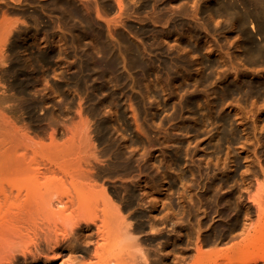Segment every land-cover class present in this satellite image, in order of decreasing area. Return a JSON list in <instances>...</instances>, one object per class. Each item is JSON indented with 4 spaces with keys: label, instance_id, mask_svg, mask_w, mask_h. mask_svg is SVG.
<instances>
[{
    "label": "rangeland",
    "instance_id": "374dc122",
    "mask_svg": "<svg viewBox=\"0 0 264 264\" xmlns=\"http://www.w3.org/2000/svg\"><path fill=\"white\" fill-rule=\"evenodd\" d=\"M12 124L43 143L74 135L77 155L58 160L74 164L70 174L79 162L85 182L108 195L110 263L130 249L137 264L164 250L187 264L206 233L230 246L258 221L254 199L264 207V0H0V135ZM19 152L25 171H8L0 155V203H19L18 183L56 209L55 187L41 183L57 177L68 188V176ZM135 222L144 225L130 228L131 243L123 226ZM4 230L0 241L16 240ZM80 235L65 236L61 249H71L51 264L95 262L101 240L86 238L82 253ZM7 258L0 264L30 262L18 251Z\"/></svg>",
    "mask_w": 264,
    "mask_h": 264
},
{
    "label": "bare ground",
    "instance_id": "6f19581e",
    "mask_svg": "<svg viewBox=\"0 0 264 264\" xmlns=\"http://www.w3.org/2000/svg\"><path fill=\"white\" fill-rule=\"evenodd\" d=\"M20 89L22 90V87ZM23 129L28 131L26 128H22V130ZM3 131V135H0V147L2 148H0V155L7 156V161L5 163L8 171H25L28 167L29 161H26L24 157L26 152L20 153L19 148L30 149L32 155H37L40 159L55 164L60 171L64 172L69 178V187L67 188V186L64 185L63 180L57 177L47 178L41 183L44 188L49 185L55 187L57 192L55 200L57 201L58 207L54 209L50 203L40 205L35 202L36 199L41 197L40 191H30L28 185L21 186L18 183L11 184V188L15 189L13 197L15 201H19V203L10 202L5 206L7 197L4 195L5 199L0 203V229L4 230L5 228L4 231L9 232V234L14 236L16 240L11 238L0 241V261L8 262L9 258H7V256L18 251L21 255L30 257V262L28 261V263L25 262L24 264H36L39 262L42 264H51L56 259L60 258L61 251L59 250L69 251V249H71V247L66 244L61 249L62 244H64L61 241L76 228L82 233L79 238H82L81 242L83 244L78 245V248L82 253L87 252L89 249L88 243L90 242L87 243L85 241L86 238L96 235V237L101 240L98 245L96 243L97 248L95 247L96 249L94 248L95 250H93L96 261L93 263L81 261L77 264H137L136 252L130 249L123 250L121 254L117 255L119 258H117V261L114 263H110L104 258V249L108 243L111 242L112 238L117 236L114 232L115 230L110 229L107 224V219L109 218V212L111 210V207L107 205L110 203L109 197L103 188L100 194L90 184L85 182L88 175L80 169L79 162L78 166L80 167V170L77 165V169L73 166L74 170H76L75 172L72 170L73 168L70 167L72 168V174H70L67 170V164L69 166L74 164H65V161L62 158L61 160H58L65 155H77V150L79 151L80 147L78 145L79 143L76 145V140L73 139L74 135L71 134V138L69 137L68 140L64 142L59 143L52 138L49 143H43L41 141H34L32 138L26 136L23 131L22 136L20 137L19 133H21V131L19 132V130L14 128V125L13 128H9L5 132ZM72 133L74 134V131ZM31 161L37 163L35 158H32ZM60 161L62 162L60 163ZM35 168H37V166ZM70 168L68 169L70 170ZM29 180L32 188L39 185V179L35 173L30 176ZM59 187L62 189H59ZM262 188L263 182H260L259 189L261 192L263 190ZM21 189H24L22 196ZM63 196L67 199V203L71 205L69 210H67V203L62 202ZM21 200L23 202L28 201L31 205L25 210H22ZM128 200L131 201V199ZM98 201L102 202V207L98 206ZM254 202L258 207V221L252 226L251 233L246 234L245 237L238 242L236 241L233 244L231 243L230 246L222 248L217 245L219 240L212 238L213 236L210 238L209 233L204 234L202 238L196 236V239L199 238L201 240H196L199 241L198 244L195 243L194 246H191L195 249L190 262L187 264H219L220 259H224L226 264H248L249 262L256 263L258 260H261L264 263V207L261 206L259 200L254 199ZM127 203L129 204V202ZM119 209H122L121 211L124 210L123 208L113 207L114 212L117 214L119 213ZM133 215L137 217L141 216L138 211ZM142 218L139 219L142 221ZM134 224L127 223L123 226L124 237L130 238V228L131 230H133V228L137 230L140 226L144 225L141 224V222H135ZM91 225L95 227L94 232L90 231ZM151 226L152 225L149 224V227ZM130 240L131 243H134L132 238H130ZM215 245L217 246L215 247ZM41 248L50 250L53 256H47L41 251ZM140 249H138V252L143 262H148L145 257L147 251L145 252ZM168 251L169 250H167V252L165 250L161 251L163 254L162 256L157 252L155 257L158 255L160 257L152 258L154 260L149 264H165L170 260L173 261L174 264H183L178 262L176 256L175 258L172 257V254L170 256V252ZM180 257H183L182 261H184L185 255ZM65 261L64 263L66 264L71 263L69 257Z\"/></svg>",
    "mask_w": 264,
    "mask_h": 264
}]
</instances>
